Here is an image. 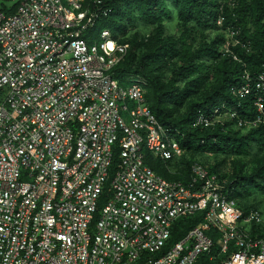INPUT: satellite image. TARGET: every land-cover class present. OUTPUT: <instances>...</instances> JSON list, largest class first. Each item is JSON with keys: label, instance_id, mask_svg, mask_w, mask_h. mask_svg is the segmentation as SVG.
Instances as JSON below:
<instances>
[{"label": "built area", "instance_id": "1", "mask_svg": "<svg viewBox=\"0 0 264 264\" xmlns=\"http://www.w3.org/2000/svg\"><path fill=\"white\" fill-rule=\"evenodd\" d=\"M101 3L0 5V264H264V213L230 197L228 167L196 161L183 183L145 163L183 149L151 113L144 82L113 78L127 44L107 28L85 34ZM227 33L225 53L238 43ZM253 90L248 124L264 125V70L231 89ZM220 108L192 127L236 116ZM195 213L172 240L174 222Z\"/></svg>", "mask_w": 264, "mask_h": 264}, {"label": "trees", "instance_id": "2", "mask_svg": "<svg viewBox=\"0 0 264 264\" xmlns=\"http://www.w3.org/2000/svg\"><path fill=\"white\" fill-rule=\"evenodd\" d=\"M101 2L106 13L100 12L93 29L85 34L96 36L107 28L118 43L127 44L126 54L112 69L113 78L120 84L130 77L144 82L151 113L183 149L181 156L165 162L147 154L145 163L167 179L186 183L192 163L198 161L209 172H219L227 164L224 155H231L233 170L225 190L243 209H258L244 201L250 194L247 186L264 182V125L248 124L258 115L255 91L238 97L231 89L243 83L245 72L253 77L264 70V0ZM167 23L175 24L174 33L168 31ZM229 29L238 43L231 42L230 52L225 53ZM222 107H230L236 116L213 126L192 127L199 112ZM205 154L214 156L212 163ZM218 155L223 157L217 159ZM240 156L260 162L245 171L235 161ZM200 218L201 213L178 218L171 239L183 236Z\"/></svg>", "mask_w": 264, "mask_h": 264}, {"label": "rangeland", "instance_id": "3", "mask_svg": "<svg viewBox=\"0 0 264 264\" xmlns=\"http://www.w3.org/2000/svg\"><path fill=\"white\" fill-rule=\"evenodd\" d=\"M6 4V5H10L13 3V0H0V5L1 4ZM168 25V31L170 33H174L176 31V26L174 23H167ZM205 156L209 161V163L213 162L214 160V156L213 155H208L205 154L203 155ZM223 157V155H218L217 159H221ZM225 161H226V167H228V174H231V171L233 170L231 167V159L233 158L231 157V155H227L225 156ZM235 161H239L241 164H243V168L245 171H249L253 166L257 165L260 161H258V159H251V157H236ZM258 162V163H257ZM237 163V162H236ZM262 184H260V186H247L245 189L250 193L248 198L245 199V203L246 204H254L257 207H259L258 209H260L263 213H264V182H261Z\"/></svg>", "mask_w": 264, "mask_h": 264}]
</instances>
